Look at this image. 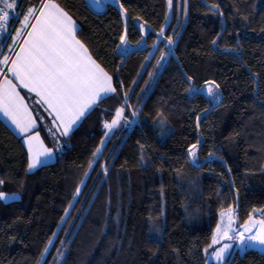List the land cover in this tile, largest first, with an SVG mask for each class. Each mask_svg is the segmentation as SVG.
<instances>
[{"label": "trees", "instance_id": "trees-1", "mask_svg": "<svg viewBox=\"0 0 264 264\" xmlns=\"http://www.w3.org/2000/svg\"><path fill=\"white\" fill-rule=\"evenodd\" d=\"M58 2L123 85L64 139L67 149L55 162L36 171L27 167L22 134L0 118V191L20 196L0 199V264H37L49 240L41 264H216L203 250L220 211L235 206L239 226L253 207H264V0H173L171 11L167 0H119L132 44L142 36L137 22L150 29L147 47L126 55L116 48L125 27L118 7L97 12L87 0ZM216 3L222 12L210 10ZM166 19L176 44L152 81L146 73L156 60L146 58L168 50L163 42L152 47ZM186 74L198 87L216 80L220 104L190 96ZM125 104L133 124L124 122L107 140L104 121ZM160 112L167 117L163 136ZM41 133L52 145L46 129ZM197 139L194 164L187 148ZM232 264H264V253L238 251Z\"/></svg>", "mask_w": 264, "mask_h": 264}, {"label": "snow or ice", "instance_id": "snow-or-ice-1", "mask_svg": "<svg viewBox=\"0 0 264 264\" xmlns=\"http://www.w3.org/2000/svg\"><path fill=\"white\" fill-rule=\"evenodd\" d=\"M96 2L99 3V0ZM184 3L186 4L187 0H184ZM167 5L171 11L173 0H167ZM120 7L125 14V27L118 36L119 43L116 48L122 55H126L128 45L131 44L126 26L128 10L122 3ZM212 9L222 12L218 3L210 5V10ZM182 14L187 15L186 9ZM14 18L18 27L11 23ZM167 23L166 19L152 47L158 48L163 42L168 50L161 51L159 58L152 53L146 58V63L148 59L156 60L154 66L149 64L152 71L146 73L152 81L159 75L166 58L173 54L171 46L176 44L175 36L166 35ZM147 24L148 21L145 20L139 25L145 36L148 35L145 28ZM78 28L76 20L58 0H36L33 4L26 3V0H0V36H4L7 32L8 39L11 40L10 44L0 46V113H3L22 134L28 154L29 170L43 165L45 160L55 156V150L64 147V143H67L64 138L71 137L82 118L94 106L99 105L112 94H118L120 86L123 85V81L119 77L114 79L109 69L93 55L84 40L80 39ZM218 39H220L219 35L212 43L215 45ZM142 40L144 36H141ZM139 43L140 41H137V44ZM4 47L7 48V52L4 51ZM141 68L143 70L144 65ZM186 83L188 87L185 91L190 96L204 94L209 98L212 107L220 104L223 94L220 91L221 85L216 80H206L202 87H198L195 78L186 74ZM25 89L27 92L23 91ZM28 94H34L31 105L26 99ZM123 96L127 104L128 92L124 91ZM126 104L114 109L111 120L105 119L106 138L108 133L122 121L131 123L125 115ZM37 111L41 113L39 119ZM204 111L207 112V109ZM136 114L133 109L132 115ZM47 117L51 119L48 120ZM158 119L160 135H166L167 117L160 112ZM195 120L199 127L200 115H196ZM41 129H46V135L52 137V147L45 142ZM104 144L105 141L101 140L100 147L93 153V160L88 165L89 170ZM199 145L200 140L197 139L187 148L189 159L194 164ZM212 155L209 153L210 157ZM141 160L143 161V155ZM104 171L107 172V165ZM87 174L86 171L85 176ZM2 184L3 180H0V185ZM79 194L80 188L77 187L73 200ZM18 198L16 193L0 191V199ZM71 208L72 204H69L68 209ZM68 214L66 210L64 215L68 216ZM237 220L235 206L223 208L219 213V223L203 250L206 256L214 257L217 264H232L236 251L243 253L246 249L264 248V207H253L246 220L239 226H236ZM237 241L238 248L234 249ZM51 244L52 241L49 240L37 264H41L44 260V254L48 253V246ZM57 251L62 257L63 254Z\"/></svg>", "mask_w": 264, "mask_h": 264}, {"label": "rangeland", "instance_id": "rangeland-1", "mask_svg": "<svg viewBox=\"0 0 264 264\" xmlns=\"http://www.w3.org/2000/svg\"><path fill=\"white\" fill-rule=\"evenodd\" d=\"M89 3L91 4V6H92V8L95 10V11H97V12H103L105 9H106V7H107V5H114V6H116V7H118L120 10H121V13H122V16H123V19H124V22H125V14L123 13V10L121 9V7H120V2H119V0H99V3H97L96 2V0H89ZM21 7L23 8V4L21 5ZM22 18V17H21ZM15 19V18H14ZM127 24H128V16H127V19H126V26H127ZM137 24H138V26L140 25V24H142V22H137ZM140 28V27H139ZM145 28L147 29V31H148V34H149V32H150V29H149V27L147 26V25H145ZM141 32H142V36H144V40H140V43L139 44H129L128 45V48H127V54L130 52V51H135V50H143V49H145L146 47H147V36L148 35H146L145 36V34H144V32L141 30ZM121 51H123V50H121ZM120 53V52H119ZM222 98V97H221ZM209 99V98H208ZM124 122L122 121L121 122V124H123ZM120 124V125H121ZM131 125L133 124V121H131V123H130ZM120 125L119 126H117L116 128H114L111 132H109L108 133V137H107V140L110 138V136L113 134V132L115 131V129H117L118 127H120ZM106 131H107V129H106ZM51 137V136H50ZM51 139H52V137H51ZM65 139V138H64ZM62 143H63V141H62ZM67 149V147L65 146V144H64V147L63 148H57L55 151H56V155L55 156H53L51 159H48L46 162H48V163H53V162H55L56 161V159H57V157H58V155L59 154H62L65 150ZM198 162V158H197V160H196V163ZM41 166H38L37 168H35V169H33V170H37L38 168H40ZM29 171H32V170H29ZM18 197H20L19 196V194H18ZM2 201H4V202H8V201H12V200H3V199H1ZM234 247H235V244H234ZM254 250H257V251H260V252H263L264 253V248H261V247H257V248H254ZM210 252H211V249L209 250ZM209 260H211V261H214L216 264H217V262H216V260H215V258L214 257H211V256H209Z\"/></svg>", "mask_w": 264, "mask_h": 264}, {"label": "crops", "instance_id": "crops-1", "mask_svg": "<svg viewBox=\"0 0 264 264\" xmlns=\"http://www.w3.org/2000/svg\"><path fill=\"white\" fill-rule=\"evenodd\" d=\"M13 25H16L17 27H18V23H17V20L16 19H13V21L11 22ZM8 35H9V33H7L6 34V36H5V38H4V44H3V46L4 45H6V44H10L11 43V40L10 39H8ZM4 51L5 52H7V48L6 47H4ZM24 92H27V90L25 89V90H23ZM34 94H28L27 96H26V99L28 100V102H29V104L31 105L32 104V96H33ZM94 107H96V106H94ZM93 110V109H92ZM91 110V111H92ZM90 111V112H91ZM89 112V113H90ZM88 113V114H89ZM88 114H86V116L88 115ZM40 116H41V113H39V111H37V117H38V119L40 118ZM85 116V117H86ZM84 117V118H85ZM0 118H2L3 120H5L7 123H9L12 127H14L15 128V126L10 122V120L3 114V113H0ZM84 118H82V120L84 119ZM47 119L48 120H50L51 118L50 117H47ZM82 120L79 122V124L82 122ZM79 124H78V126H79ZM78 126H76L75 128H74V130L78 127ZM73 130V131H74ZM41 135L43 136V134L41 133ZM67 137H65V139H66ZM46 142V141H45ZM25 145V144H24ZM49 147H52L53 146V144L52 145H48ZM25 147H26V145H25ZM47 160H45V162H44V164L43 165H45V164H49L48 162H46ZM43 165H41V166H43ZM39 169V168H38ZM32 171H36V170H32ZM15 200H17V199H15ZM12 201H14V200H12ZM8 202H11V201H8Z\"/></svg>", "mask_w": 264, "mask_h": 264}, {"label": "water", "instance_id": "water-1", "mask_svg": "<svg viewBox=\"0 0 264 264\" xmlns=\"http://www.w3.org/2000/svg\"><path fill=\"white\" fill-rule=\"evenodd\" d=\"M88 1V3H89V0H87ZM90 4V3H89ZM90 6H91V4H90ZM92 7V6H91ZM222 99V98H221ZM216 107V106H215ZM238 245H239V242L237 241L236 243H235V247H234V249L235 248H238ZM237 253H238V251H236V253H235V256L237 255ZM235 256H234V258H235ZM233 258V259H234ZM233 259H232V261H233Z\"/></svg>", "mask_w": 264, "mask_h": 264}, {"label": "built area", "instance_id": "built-area-1", "mask_svg": "<svg viewBox=\"0 0 264 264\" xmlns=\"http://www.w3.org/2000/svg\"><path fill=\"white\" fill-rule=\"evenodd\" d=\"M6 34H7V32L5 33L4 36H0V46H3V44H4V38H5Z\"/></svg>", "mask_w": 264, "mask_h": 264}]
</instances>
